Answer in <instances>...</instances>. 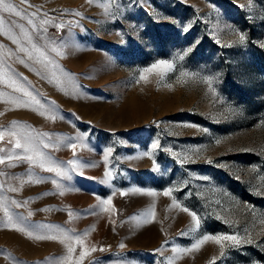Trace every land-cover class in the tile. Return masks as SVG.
<instances>
[{"label": "rangeland", "instance_id": "374dc122", "mask_svg": "<svg viewBox=\"0 0 264 264\" xmlns=\"http://www.w3.org/2000/svg\"><path fill=\"white\" fill-rule=\"evenodd\" d=\"M4 2L0 264H264V0Z\"/></svg>", "mask_w": 264, "mask_h": 264}, {"label": "snow or ice", "instance_id": "6c2138e0", "mask_svg": "<svg viewBox=\"0 0 264 264\" xmlns=\"http://www.w3.org/2000/svg\"><path fill=\"white\" fill-rule=\"evenodd\" d=\"M0 8H2L3 11H16V8L13 4L11 3H5L4 0H0ZM17 15H20L19 12H16ZM33 16L36 15V13H32ZM29 23H32L31 20L29 21ZM44 24L48 23V21H43ZM3 24V19L2 17H0V25ZM33 27H35V24H33ZM2 30V29H0ZM7 34V33H5ZM246 39L245 35L244 34H241L240 37H239V40L240 42H243L244 40ZM19 51L21 52H24L27 54V58L29 60H35L36 62L38 63H44L45 61H48V56H47V53L45 51H43L41 48L37 47L35 44H31L30 48L29 47H21L19 49ZM187 51H191V49H188ZM21 63H24L25 61L23 59L20 60ZM49 63H51V61H49ZM161 65H167L168 68H172L173 65L167 61H158L156 64L152 65L150 68L148 69H145L144 71L145 72H152L153 70H156L158 68H160ZM143 78H146V77H142ZM4 77L3 76H0V80H3ZM206 82L208 83H211L212 80L211 78H206ZM12 84L15 85V81H12ZM16 90L23 93V96L24 97H27L29 98V100L32 102V103H35V104H39L40 102L38 100L35 99V97L32 96V93L27 91L26 89L22 88V87H19L17 86L16 87ZM12 103L16 106V107H29L30 104L28 101H24V102H17L16 100H13ZM20 123V122H17V121H13L12 122V127L13 129L15 128V126ZM9 135H11L12 137H16L15 139V147L17 149H23L25 153H30V152H34V148L32 147V144L30 142L29 139H26L24 137H21L18 135V133L15 131V130H12L9 132ZM4 139V132L3 131H0V140H3ZM23 140V142H22ZM219 142V141H217ZM45 147H47V145H45ZM153 148H156L157 145L154 143L152 145ZM109 152L111 151V149L108 150ZM40 156V163H41V166H43V154L42 153H39L37 154ZM144 155H148V153H144ZM9 160H12L13 157L12 156H9L8 157ZM17 159H21V160H27L33 164L37 163V160L34 158L33 155H23V156H19L17 157ZM4 158L3 157H0V163H4ZM48 171H56L58 175H62L63 173L59 172L58 169H54V168H48L47 169ZM106 175H110V173H107ZM39 182V181H37ZM15 190V189H13ZM133 191H142L141 189H133ZM171 189H169L168 191H166L164 194L165 195H169L171 193ZM150 194H153V193H150ZM103 203H111L110 200H107V201H104ZM184 211H189L187 208H184L183 209ZM5 212H7V208L4 209ZM191 216L193 217V220H195L196 224L198 225L199 224V217L197 216V214L195 212H191ZM9 221H11V217H9ZM21 231H23V229H19ZM28 235H32V233H28ZM36 239H57V237L55 236H36ZM240 237L237 236V235H228V234H222V235H204L202 239L198 240L197 242H195L193 245H192V248L191 249H184L183 251H191L192 249H199L200 246H202L206 241H209V240H213L215 242H217L218 244L221 245V247H223V242L224 241H229L231 242V246H235V245H238L240 243ZM77 243H83V241L79 240V238H77ZM121 247H123V245H121ZM96 249L95 248H92L90 251H95ZM75 251L74 248H72L71 246H69V253H73ZM89 255V250L87 248H85L81 254H80V257H79V260L77 262V264H80V262L83 261V259L85 258V256ZM70 258V257H69Z\"/></svg>", "mask_w": 264, "mask_h": 264}]
</instances>
